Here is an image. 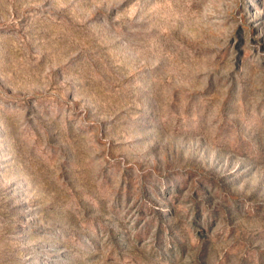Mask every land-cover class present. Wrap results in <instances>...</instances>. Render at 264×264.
Here are the masks:
<instances>
[{"label": "rangeland", "instance_id": "1", "mask_svg": "<svg viewBox=\"0 0 264 264\" xmlns=\"http://www.w3.org/2000/svg\"><path fill=\"white\" fill-rule=\"evenodd\" d=\"M0 264H264V0H0Z\"/></svg>", "mask_w": 264, "mask_h": 264}]
</instances>
